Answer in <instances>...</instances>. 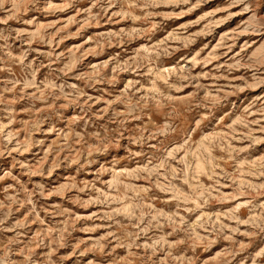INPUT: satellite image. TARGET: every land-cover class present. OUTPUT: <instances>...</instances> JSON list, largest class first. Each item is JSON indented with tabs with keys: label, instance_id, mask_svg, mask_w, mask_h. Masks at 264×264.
<instances>
[{
	"label": "rangeland",
	"instance_id": "1",
	"mask_svg": "<svg viewBox=\"0 0 264 264\" xmlns=\"http://www.w3.org/2000/svg\"><path fill=\"white\" fill-rule=\"evenodd\" d=\"M0 264H264V0H0Z\"/></svg>",
	"mask_w": 264,
	"mask_h": 264
}]
</instances>
